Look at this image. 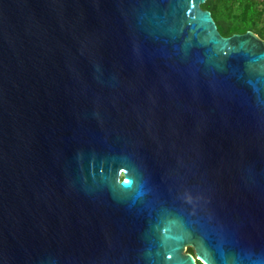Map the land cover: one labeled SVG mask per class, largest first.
Instances as JSON below:
<instances>
[{"label":"water","instance_id":"1","mask_svg":"<svg viewBox=\"0 0 264 264\" xmlns=\"http://www.w3.org/2000/svg\"><path fill=\"white\" fill-rule=\"evenodd\" d=\"M206 1L0 0V264L264 258V40Z\"/></svg>","mask_w":264,"mask_h":264},{"label":"trees","instance_id":"2","mask_svg":"<svg viewBox=\"0 0 264 264\" xmlns=\"http://www.w3.org/2000/svg\"><path fill=\"white\" fill-rule=\"evenodd\" d=\"M202 8L211 11L223 36L253 31L264 40V0H207ZM187 252L195 255L192 247Z\"/></svg>","mask_w":264,"mask_h":264},{"label":"snow or ice","instance_id":"3","mask_svg":"<svg viewBox=\"0 0 264 264\" xmlns=\"http://www.w3.org/2000/svg\"><path fill=\"white\" fill-rule=\"evenodd\" d=\"M195 0H193V7H195ZM251 264H264V258H259V259H256V260H253L251 262Z\"/></svg>","mask_w":264,"mask_h":264}]
</instances>
